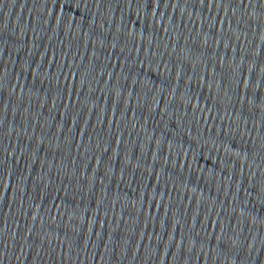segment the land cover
I'll use <instances>...</instances> for the list:
<instances>
[{
	"label": "water",
	"instance_id": "obj_1",
	"mask_svg": "<svg viewBox=\"0 0 264 264\" xmlns=\"http://www.w3.org/2000/svg\"><path fill=\"white\" fill-rule=\"evenodd\" d=\"M0 264H264V0H0Z\"/></svg>",
	"mask_w": 264,
	"mask_h": 264
}]
</instances>
